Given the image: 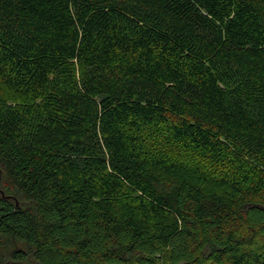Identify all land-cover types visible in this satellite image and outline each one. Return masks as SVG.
I'll use <instances>...</instances> for the list:
<instances>
[{"label":"trees","instance_id":"16d2710c","mask_svg":"<svg viewBox=\"0 0 264 264\" xmlns=\"http://www.w3.org/2000/svg\"><path fill=\"white\" fill-rule=\"evenodd\" d=\"M0 81V264H264V0H0Z\"/></svg>","mask_w":264,"mask_h":264},{"label":"rangeland","instance_id":"374dc122","mask_svg":"<svg viewBox=\"0 0 264 264\" xmlns=\"http://www.w3.org/2000/svg\"><path fill=\"white\" fill-rule=\"evenodd\" d=\"M15 95L13 91L5 87L3 84H1L0 81V98L7 99L8 103L14 99ZM158 145L161 147V149L168 155H171L172 157L177 158H185L186 157V149L182 148L180 145H168L164 143H158Z\"/></svg>","mask_w":264,"mask_h":264}]
</instances>
